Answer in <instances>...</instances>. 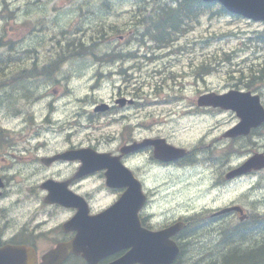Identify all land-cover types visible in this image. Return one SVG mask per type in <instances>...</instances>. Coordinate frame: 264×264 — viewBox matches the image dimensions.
<instances>
[{
    "label": "rangeland",
    "instance_id": "obj_1",
    "mask_svg": "<svg viewBox=\"0 0 264 264\" xmlns=\"http://www.w3.org/2000/svg\"><path fill=\"white\" fill-rule=\"evenodd\" d=\"M38 1L0 0V10L5 6L4 11L0 13V55L7 53L0 59V127L8 131L11 140L18 141L16 149H21L22 141H25L19 139L20 116L25 110L40 111L35 114L37 120H43L42 115L48 114L46 111L54 110V113L50 114L52 123L56 121L52 126L63 123L65 129L42 131L40 139L47 143V150L59 149L68 141L105 147L109 146L105 141L109 139L114 146L119 127H128L131 118L129 116L136 109L165 110L161 115L169 114L168 127L173 132L178 129V142L187 149L197 151L193 164L200 161L207 167L194 168L193 175L188 178L189 184L183 194L179 195L182 202L171 210L178 214L195 210L199 206L220 205L221 201L229 202L233 199L244 211L254 213L252 218H264V169L252 176L233 179L232 183H221L231 166L264 149V125L254 135L241 139L240 142L228 143V140L220 136L236 122L234 112H205L195 104L197 96L202 92H223L231 88L251 89L259 93L264 104V45L253 39L255 33L263 29V22L243 17L201 13L194 23L180 33L173 34V40L169 38L167 46L159 48L153 44L152 50L144 55L146 47L139 46L137 36L131 30L135 27L142 31V24L138 21L141 12L135 13L137 0H94L90 9L95 12L86 15L85 19L81 12L82 0H50L45 6H37ZM101 2H104L105 6H102ZM69 3L72 4L68 5ZM39 17L42 18L41 26L54 34L47 36L45 42L42 32L32 34L34 31L28 20L35 21ZM63 28L66 34L73 30L74 38L84 44L93 43L97 38L93 39L89 35L95 36L97 29H104L107 34L103 38L101 36L99 46H121L125 51H137L135 54L139 58L135 60L140 61H137L136 65H130L132 61L125 64V68L129 66V69L125 70L126 77L108 74L107 71L106 79L99 81L97 68L84 61L69 60L64 65L59 64L54 76L55 84L46 83L42 78H31L32 76L23 81L25 75L21 66L24 59L22 61L19 50L28 48L27 55L34 57L35 48H40L36 55L42 59L35 58V62L33 59L31 67L36 64L40 66L48 60L51 42L62 43L58 32ZM121 34L123 38L119 39ZM24 38L25 41L21 44ZM109 49L111 48H104L102 52ZM57 51L58 47L53 54ZM28 58L26 65H29ZM207 65L208 71L204 68ZM9 66L11 67L7 68ZM16 69L18 72L14 73ZM258 70L261 82L255 81V78L252 80L251 77ZM11 72L14 73L18 85L15 83L3 86L7 78L13 76ZM66 75L67 78L62 81L60 77ZM20 85L23 87H19ZM9 86L13 91H10ZM23 89H26L24 99ZM10 92L14 94H5ZM118 94L135 99L137 105L121 108L119 116H125V120L118 119L114 123L103 125L112 117L92 114L93 104L101 99L109 100ZM34 97L38 98L34 100ZM174 97L178 98L173 99ZM76 99H80L81 105L71 101ZM167 99L172 100L166 103L164 100ZM65 100L69 101L67 105L70 107L67 110H63L64 105L62 106ZM144 100L150 102L149 106L143 103ZM76 109L87 113H83L80 118L74 117L72 111ZM169 109L175 110V116ZM186 110H190L192 114L185 116ZM63 111L65 112L62 113ZM205 130L209 133L205 134ZM229 149L231 150L227 152ZM182 173H179L180 177ZM216 182L219 189L208 190L212 189L211 186ZM217 195H224V198H215ZM200 196L205 197L200 200ZM236 218L235 216L234 222ZM239 241L237 244L243 247L248 244L249 239ZM196 248V244L188 248L186 262L195 260L198 253ZM221 248L216 247L213 251L217 252L218 257L222 252ZM211 252L212 250L209 251Z\"/></svg>",
    "mask_w": 264,
    "mask_h": 264
},
{
    "label": "flooded vegetation",
    "instance_id": "obj_2",
    "mask_svg": "<svg viewBox=\"0 0 264 264\" xmlns=\"http://www.w3.org/2000/svg\"><path fill=\"white\" fill-rule=\"evenodd\" d=\"M49 1L39 0L37 6H45ZM62 1L72 2L73 0ZM36 22L45 39L47 36L54 35L41 26V17L36 19ZM53 22L51 25L54 28ZM63 30L64 28L58 32L62 37V43L51 42L49 48L51 63L48 70L47 68L39 69L41 73L46 71L53 82L56 81L53 75L59 62H61L60 65H64L69 60L84 61L89 66L98 69L100 79H106V73L110 69H114L115 74L126 77V72L121 73L120 70L129 69V66L125 68V64L130 61H132L130 65L136 64L133 61L138 56L132 51H125L121 46L101 47L92 44L86 46L81 43L70 45L67 41L71 40L72 31L69 30V35ZM56 47L58 51L53 54ZM104 48L111 49L102 52ZM79 53L82 55L74 58L68 55L73 57V54ZM26 58L23 61V69H21L24 75L27 72L32 74L30 71L39 68L38 64L31 67L32 60L34 59L35 62L36 59L29 57V69H27ZM23 94L25 95L26 92L24 91ZM121 98L124 96L118 94L107 101L100 100L94 103V106L103 102L107 104L103 110H93V113H99L101 117H112L103 125L114 123L118 119L125 120V116H119L121 108L137 105V101L131 97L126 98L123 104H120L118 100ZM67 103L69 101L64 102L62 106ZM27 111L26 116L20 117V129L24 133L22 138L25 140L22 142V149L19 153L9 152L10 155L15 156L12 158L0 155V179L3 184L0 189V246L14 244L32 247L35 251L36 262L40 264L43 256L58 244H82L85 245L86 254L69 252L58 264H92L88 261L89 257L96 259L95 264H110L120 259L128 248H116L105 255L88 254L90 242L94 246L93 249L97 250L95 247L97 239L91 234L95 235L98 228L97 225L91 226L89 220L91 216L103 212L123 194L128 193L130 211L141 206L137 215L142 229L160 232L173 224L183 223L181 228H175L167 238L164 233L157 234L158 244H169V241H172L179 248L178 254L166 264H264V222H253L251 219L254 213L241 214L229 209L233 205L232 200L221 201L222 204L212 207L199 206L195 210L178 214L171 210L182 202L179 195L183 194L189 184L188 178L193 175L194 170L183 172L181 177L178 172L193 167H207L203 166L200 161L193 164V157L197 154L196 150L188 149L185 154L179 156L178 152L170 148V146H184L178 142V129L175 132L169 130V114L161 115L165 110L136 109L129 116L131 118H129L128 127L126 125L119 127L117 142L114 146H112V140L109 139L105 140L109 144L105 147L68 141L65 146L55 150H47V143L40 142L42 131L65 129L62 126L63 123L52 126L50 114L54 113V110L46 111L48 114L42 115L43 120L36 119L35 114L40 111ZM72 113L74 117L80 118L83 113L87 112L76 109ZM170 113L175 116V110H170ZM241 139L243 138L228 139V143L233 140L240 142ZM14 146L15 144L11 142L0 141V150L5 147L14 148ZM89 147L108 154L109 157L101 159L100 163L108 162L109 167L104 166L98 170L81 173L80 167L83 161L90 162L89 151H84ZM67 151V158H51ZM11 160L15 161L10 162ZM120 163L131 172L130 184L119 182L123 176L118 173L114 177L117 185L107 186L106 173L111 172L115 165L120 166ZM47 179L67 181V188L72 194L68 204L61 205L45 200L47 190L42 188L41 184ZM232 181L233 179L224 177L221 183H232ZM211 187L213 188L208 190L216 191L217 182ZM223 196L217 195L215 198L223 199ZM204 197L200 196V200ZM130 216L126 214L124 218L128 219ZM235 216L237 217L236 222H234ZM121 221V213L114 216L115 226H119ZM132 224L134 226V223ZM135 234H138L137 228H134L130 234L131 243L137 241ZM114 235L121 240V231L115 232ZM140 236L141 239H147L144 235ZM247 239H249L248 244L239 247L237 242ZM147 240L148 244H152L150 239ZM193 244H196L198 253L193 262H186L188 248H192ZM216 247H222L219 257L217 252H213ZM210 250H212L211 253H209ZM115 264H121V261ZM128 264L139 263L129 262Z\"/></svg>",
    "mask_w": 264,
    "mask_h": 264
},
{
    "label": "water",
    "instance_id": "obj_3",
    "mask_svg": "<svg viewBox=\"0 0 264 264\" xmlns=\"http://www.w3.org/2000/svg\"><path fill=\"white\" fill-rule=\"evenodd\" d=\"M209 1V0H206ZM222 2L227 9L241 14L252 19H262L264 20V0H219ZM239 94V93H229L222 96H216L213 94H205L201 96L198 100L199 104H213L221 105L224 107H231L236 110L237 115L240 117V122L237 123L230 131L229 134L235 135L239 133H247L251 126L258 125L264 120V109L259 103V98L257 95L251 96L249 92ZM264 166V154L257 153L248 158L240 167L231 171L228 175H235L238 173H243L252 168H261ZM237 208V207H235ZM150 250L147 249V242L145 240H139L137 245V254L145 257L153 255V260L144 259L147 264H165L172 260L177 250L173 249L172 246L160 245L153 248V245L148 246ZM145 248V249H144ZM159 248V249H158ZM169 256L170 258L165 257Z\"/></svg>",
    "mask_w": 264,
    "mask_h": 264
},
{
    "label": "bare ground",
    "instance_id": "obj_4",
    "mask_svg": "<svg viewBox=\"0 0 264 264\" xmlns=\"http://www.w3.org/2000/svg\"><path fill=\"white\" fill-rule=\"evenodd\" d=\"M93 4H94V0H82V14H83V17H84V19H85V16L86 15H88V14H90L91 12L92 13H94L95 11H92L90 8L93 6ZM101 4H102V6H105V3L104 2H101ZM4 9H5V6H4ZM4 9H1L0 10V13L1 12H3L4 11ZM71 11V10H70ZM197 11V10H196ZM196 11H194V12H196ZM159 15H161V16H163L164 18L166 17V16H170L169 14H159ZM174 17H176L177 18V24L175 25V26H177V25H181V24H183V25H190V24H192V23H194L195 22V17L194 16H188V15H178V16H174ZM30 22H31V24H30V26H31V28H32V31H34L32 34L33 35H37V34H39V33H41L42 31H41V29H40V27L38 26V24H37V22H36V20L34 21V20H32V19H28ZM162 19H159V18H155L154 19V23L153 24H151V26L153 27V28H156V30L158 31V32H162V30L158 27V23L161 21ZM25 23V22H24ZM174 26V27H175ZM172 26H168L167 28H165L164 29V31H166V30H168L169 28H171ZM142 28L146 31V30H148V28L146 27V26H142ZM72 31V39L70 40V41H67L68 42V44H70V45H78V44H82V45H90V43H86V44H84V43H82V42H80V41H78L76 38H74L75 37V35H74V33H73V30H71ZM35 33H37V34H35ZM28 37V36H27ZM118 38H122V35H119L118 36ZM25 41V38L22 40V42H21V44L23 43ZM46 41V39H45V37L43 38V42H45ZM153 41H154V43L156 44V46L157 47H159V46H161L162 44H163V42H162V39H161V37L160 36H155V37H153ZM92 45H95V46H97V45H99V39L97 38L93 43H91ZM141 46H143V44H141ZM35 48V47H34ZM27 49L28 48H24V49H22V50H19V52L22 54V61H23V59L25 58V57H32V56H29V55H27ZM39 49L40 48H35V51H34V57L35 58H38L39 59V57L42 59V57L41 56H38V55H36L37 53H38V51H39ZM5 54H7V53H5ZM5 54H3V55H0V59L2 58V56H4ZM49 54V57H48V60L46 61V62H44L43 64H41L40 66H39V68L38 69H36L35 70V72H34V74L32 75V77L31 78H34V79H38V78H42L46 83H52V84H55V82H53V80H51V77H49V75L48 74H46V71H42V73L41 72H39V69H41V68H47V70H48V68H49V66H50V63H51V54H50V52L48 53ZM124 54H126V52H124ZM69 56H70V58H74L75 56H77V55H82V54H73V57H71V55L70 54H68ZM65 62V61H64ZM67 62V61H66ZM65 62V63H66ZM61 62H59L58 63V65H57V69H58V66H59V64H60ZM11 66H9V67H7V68H10ZM22 67V66H21ZM205 68V70H209V66L207 65V66H205L204 67ZM22 69H23V67H22ZM57 69L56 70H54V75L53 76H55V72L57 71ZM2 70V69H1ZM0 70V71H1ZM15 71H17V69L16 70H14V73H15ZM121 71V73H124L125 72V69H121L120 70ZM18 72V71H17ZM12 74H13V76H9L8 78H7V80H6V83H4L3 84V86H6L8 83H10L11 82V80L13 81V83L15 84H17L18 85V83H17V80L15 79V77H14V73L13 72H11ZM18 74V73H17ZM68 75V74H67ZM67 75L66 76H62V77H60L61 78V80L63 81L64 79H66L67 78ZM99 75H100V72L98 71V73H97V77H99ZM61 76V75H60ZM20 77H21V75H20ZM68 77H69V75H68ZM30 78V77H29ZM56 78V77H55ZM26 79H28V78H26V77H24V79H23V81L24 80H26ZM102 79H100L99 78V81H101ZM19 87H23V85H20ZM86 95V94H85ZM24 98H25V96H24ZM38 97H34L33 99L34 100H36ZM81 99H83L82 97H81ZM73 103H75L76 105H81V102H80V99H76V100H71ZM69 105H64L63 106V110H67V109H69ZM18 108V106L15 108V109H17ZM94 111H92V114H94V115H98V116H100V114L99 113H93ZM42 113H43V111H42ZM28 114V111L27 110H25V111H23V116H26ZM194 168L195 167H193V168H188V169H186V170H184V171H181V172H185V171H191V170H194ZM181 172H178V173H181ZM179 175V174H178ZM251 220H253V222H264V218H260V217H254V218H252ZM242 235V234H241Z\"/></svg>",
    "mask_w": 264,
    "mask_h": 264
},
{
    "label": "trees",
    "instance_id": "obj_5",
    "mask_svg": "<svg viewBox=\"0 0 264 264\" xmlns=\"http://www.w3.org/2000/svg\"><path fill=\"white\" fill-rule=\"evenodd\" d=\"M184 6H185V11H186L187 14H195L198 11L213 12V10H216L217 14L226 13V11L219 4H216V3L215 4L214 3H204V2L199 1V0H186L185 3H184ZM194 11H196V12H194ZM159 14L160 13L155 15V18L162 19L158 23V27L163 32H164V29L167 28L168 26L174 27L177 24V18L174 17L175 16L174 14H173V16H166L165 18L163 16L159 15ZM101 34H102L101 29H98L96 34H95V36L89 35V37H92L93 39H96V38H99V36ZM254 39L258 40V42L264 43V28L261 31H257L256 32ZM252 77L254 78L255 76L252 75ZM259 78H261L260 74L258 76V80H259Z\"/></svg>",
    "mask_w": 264,
    "mask_h": 264
}]
</instances>
